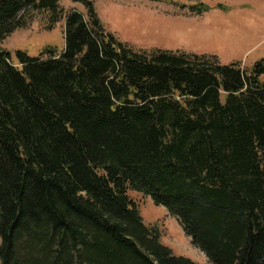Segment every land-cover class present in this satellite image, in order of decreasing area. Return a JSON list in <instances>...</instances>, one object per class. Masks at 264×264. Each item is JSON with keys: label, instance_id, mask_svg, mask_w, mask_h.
I'll return each mask as SVG.
<instances>
[{"label": "trees", "instance_id": "1", "mask_svg": "<svg viewBox=\"0 0 264 264\" xmlns=\"http://www.w3.org/2000/svg\"><path fill=\"white\" fill-rule=\"evenodd\" d=\"M74 1L86 14L0 0V44L39 14L65 19L61 52L15 65L0 47V264H200L130 191L210 264H264V58L135 52Z\"/></svg>", "mask_w": 264, "mask_h": 264}, {"label": "rangeland", "instance_id": "2", "mask_svg": "<svg viewBox=\"0 0 264 264\" xmlns=\"http://www.w3.org/2000/svg\"><path fill=\"white\" fill-rule=\"evenodd\" d=\"M107 33L135 52L157 50L212 56L221 64L238 63L249 69L264 58V0H89ZM68 11L85 6L60 0ZM206 7V10L200 11ZM65 19L48 28L46 14L35 16L28 27L19 28L1 44L17 65L24 55L38 58L65 47ZM146 226L158 227L160 241L175 255L210 264L180 222L166 208L142 193L130 191Z\"/></svg>", "mask_w": 264, "mask_h": 264}, {"label": "crops", "instance_id": "3", "mask_svg": "<svg viewBox=\"0 0 264 264\" xmlns=\"http://www.w3.org/2000/svg\"><path fill=\"white\" fill-rule=\"evenodd\" d=\"M71 8H76L75 6H72Z\"/></svg>", "mask_w": 264, "mask_h": 264}]
</instances>
